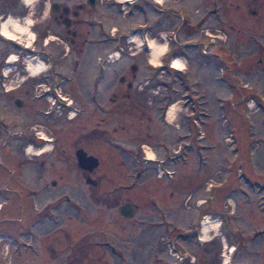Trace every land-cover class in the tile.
<instances>
[{"label":"rangeland","instance_id":"1","mask_svg":"<svg viewBox=\"0 0 264 264\" xmlns=\"http://www.w3.org/2000/svg\"><path fill=\"white\" fill-rule=\"evenodd\" d=\"M63 1L103 22L105 111L91 46L57 63L49 102L32 95L43 92L24 70L42 59L37 34L64 27L47 20L49 0H0V23L27 27L20 42L0 35V264H264V0ZM153 40L166 46L158 66ZM80 147L98 159L90 173Z\"/></svg>","mask_w":264,"mask_h":264},{"label":"flooded vegetation","instance_id":"2","mask_svg":"<svg viewBox=\"0 0 264 264\" xmlns=\"http://www.w3.org/2000/svg\"><path fill=\"white\" fill-rule=\"evenodd\" d=\"M53 2H57L58 4V6L54 7V9L50 7V3H53ZM86 2L89 5L90 4L93 5L96 2V0L93 3L88 2V0H86ZM82 8L83 6L79 2L75 3L74 8H71L70 6H67L63 0H49V10L50 11L48 13L47 20L52 21L53 24L62 25L64 27V33H61L59 30L54 29L52 25L47 26L46 24H44L43 29H41V31L39 30L37 36H39L41 39L40 45L39 46L37 45V48H34L33 46L31 49L36 50V53L40 56V58H42L38 60L46 65V69H44L43 72H40V74L35 79L36 88L39 87L38 90L43 91V92L36 95L35 91L37 89H35L32 95L38 99L40 97H44L49 102L50 96L53 95V92H56V79L55 78L58 75L57 69H56L57 63L61 61L62 59L66 58L70 52L72 51L73 52L74 51L83 52L84 49L87 50L89 46H91L92 54L90 55L88 59L87 67L91 70L92 75H94L93 77L97 79V80H94L93 82V87H94V92H95L93 94V105L96 107H99L101 111H105L104 107L100 104L99 97H98L100 93L99 85H100L101 79L104 74L105 61H106L105 55H104V46H105L104 44L106 43L105 30L103 28V22L100 19L92 20L86 17H83V18L79 17L78 14L82 10ZM65 9H67V11ZM85 25L88 26L89 28L97 27L98 29H96V31H94L95 29L84 30L83 26ZM50 34H53V37H54L53 39H56V40H52L53 42H47V38L51 36ZM64 40L66 42H64ZM62 43H64V45H62ZM23 52H28V51L24 49ZM115 53H118V51H115V52L113 51L112 53H109L107 59H109L111 55H114ZM23 59L24 58L22 55V60ZM4 60L5 59L3 57L1 64L4 62ZM132 66L133 65L130 66L131 70H132ZM26 69L27 68L25 67L24 70ZM0 71L2 72L1 68H0ZM93 72H96V73L94 74ZM2 75H3L2 84L5 85V80H8V76H5L3 72H2ZM46 80L48 81V85L47 83H45ZM119 81L120 82L125 81V77L120 76ZM126 86L131 87V82H126ZM61 99L64 100L65 98L61 97ZM20 104H22V100ZM52 104L54 107L53 109L54 111L56 109L57 104L54 103L53 101L50 105L52 106ZM69 105L70 104L67 102V106ZM41 111L44 114L43 115L44 120H47V121L52 120V118L48 119V112L51 114L52 111L51 112L47 110H41ZM49 116H52V114ZM99 123L100 121L97 122V126L88 130L84 134L86 136L90 134H95L96 131H98L99 129ZM37 141L44 143L43 140H37ZM89 155H92V154H89ZM93 180L95 183L92 185H96L98 181L95 179ZM128 203H130L133 207H135V210H136L135 204L131 202H128ZM260 234L261 233L255 234V236L252 239H254L256 235H260ZM248 241L250 242L251 239H248ZM252 244H254V241L253 242L251 241L249 244L250 245L249 248H251L249 251V254L251 256L259 255L258 252H254L255 249H253ZM257 259L256 257L253 259L254 263L250 260L244 263L245 264H262L260 262H256Z\"/></svg>","mask_w":264,"mask_h":264},{"label":"bare ground","instance_id":"3","mask_svg":"<svg viewBox=\"0 0 264 264\" xmlns=\"http://www.w3.org/2000/svg\"><path fill=\"white\" fill-rule=\"evenodd\" d=\"M22 4H24L26 7H30L33 0H19ZM118 1H129V0H118ZM27 27L25 25H21L18 21L17 18H13V17H7L5 18L3 21H1L0 23V34L6 38V39H10V40H16L18 42L21 41V36H19V33H24L26 31ZM18 34V35H17ZM28 41V40H27ZM166 51V46L163 44H159L157 42H155L153 40V42L150 44L149 46V52H148V56H149V63L154 65V66H158L160 59L162 57V55L165 53ZM13 59L12 57L7 58L6 61H10ZM172 67L174 68H180L182 66V62L180 61L179 58H174L172 63H171ZM44 69V65L42 62L37 61L35 64L27 66L28 73L30 77H35L38 76L40 74V72ZM175 105H171L169 106L167 113H166V118L167 119H171L172 116L175 113ZM33 146L28 145L26 148V151L28 154H41L42 152V148H38L35 149ZM147 157H152L151 153L148 152L147 153ZM212 220L210 219H203L201 222V236L203 237L204 241L208 240L207 237V229L209 227H212Z\"/></svg>","mask_w":264,"mask_h":264},{"label":"water","instance_id":"4","mask_svg":"<svg viewBox=\"0 0 264 264\" xmlns=\"http://www.w3.org/2000/svg\"><path fill=\"white\" fill-rule=\"evenodd\" d=\"M95 0H88V2L93 3ZM58 6L57 2H53L50 3V7L52 9H54V7ZM67 11V9H65ZM67 25V24H66ZM135 66H132V69H134ZM123 79V78H121ZM130 85V84H129ZM15 103L17 105H20L21 100H19L18 98L15 99ZM75 156L77 159V166L80 169H83L85 171H87L88 173H90V171H92L93 169H95L98 166V159L97 157L93 156V155H89L87 154L83 149L79 148L76 150L75 152ZM85 181L89 184H94V180L90 177L87 176L85 177ZM119 213L125 217H131L133 216L134 212H135V207H133L130 203L126 202L123 203L119 209H118Z\"/></svg>","mask_w":264,"mask_h":264}]
</instances>
